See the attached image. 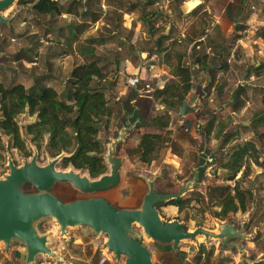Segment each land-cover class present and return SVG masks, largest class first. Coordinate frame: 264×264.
<instances>
[{"label": "rangeland", "instance_id": "374dc122", "mask_svg": "<svg viewBox=\"0 0 264 264\" xmlns=\"http://www.w3.org/2000/svg\"><path fill=\"white\" fill-rule=\"evenodd\" d=\"M24 1L16 0L4 12L9 22L0 23V83L7 87L18 80L29 87L34 81L46 80L60 93L68 86L75 66L95 59L103 68L105 80L95 78L91 84L104 90L112 112L98 135L104 145L103 155L106 144L124 123L126 114L122 111L130 108L129 99L136 98L135 112L141 116L142 125L132 129L117 146L122 163L115 187L86 195L68 184H55L52 191L64 201L103 195L117 207H134L147 190L144 177L154 179L156 190L175 193L201 165L204 168L199 179L179 197L187 198L184 208L178 211L175 207L173 214L190 230L203 227L217 231L222 222H233L238 228L243 226L248 239L242 242L250 255L264 250V127L255 126V119L264 112V66H259L264 64V0H202L195 9L201 3L198 0H58L62 12L52 15L38 14ZM78 24L82 25L79 31L75 28ZM89 38L96 39L91 42ZM80 47L92 55L80 54ZM142 63H148L147 67L137 71ZM180 67L189 68L191 90L180 100L168 93L159 96L161 86H178L176 69ZM131 74L138 76L136 88L128 81ZM243 80L246 88L240 90L238 98H232ZM165 99L167 104L162 102ZM243 106L246 109L241 111ZM154 116L168 121V127L161 130L150 124ZM35 120L36 116L27 111L18 116L27 147L32 154L37 151V161L44 165L53 158L45 150V141L38 150L24 132V126ZM209 124L212 130L207 134ZM144 131L164 135L150 163L139 161L135 148ZM2 139L5 147L0 179L9 172V158L21 166L32 156L25 157L13 148L7 136L2 135ZM248 140L254 142L256 150L249 153V168L240 184L248 196L246 211L220 219L216 215L217 187L234 185L227 180L223 164ZM253 157H258L259 163ZM57 167L71 166L64 168L58 162ZM78 170L88 175L86 170ZM121 187H129L128 195L120 192ZM24 189L35 191L29 184ZM169 206L158 204L160 215H172ZM37 228L49 232L50 245L58 253L65 251L57 248L56 243L65 235L56 230L54 219L42 220ZM67 231H78L85 240L92 237L85 227H69ZM144 242L149 244L151 239L146 237ZM198 242H204V236ZM70 243H65L66 247ZM40 260L37 258L36 264ZM155 261L152 258L153 264ZM11 263L19 264L14 259Z\"/></svg>", "mask_w": 264, "mask_h": 264}, {"label": "water", "instance_id": "95a60500", "mask_svg": "<svg viewBox=\"0 0 264 264\" xmlns=\"http://www.w3.org/2000/svg\"><path fill=\"white\" fill-rule=\"evenodd\" d=\"M15 2L0 0V23L9 22L10 18L4 12ZM147 64H140L137 71L145 69ZM136 75L128 77L131 79L129 83L135 88L138 80ZM245 83L243 80L241 84ZM130 108L132 110L128 111ZM130 108L124 109V123L115 137L106 144L103 156L108 171L96 178L81 173L73 166L58 168L57 163L68 155L64 151L44 165L38 163L35 149L30 159L21 166L8 159L9 172L0 179V241L3 249L7 250L11 243L22 245L25 249V264L35 263L38 257H53L62 261L61 254L49 246V232H40L37 228L39 222L52 218L61 235L66 236L69 227H87L93 234L104 236V246L117 259L122 258L123 264H153L151 251L144 242L146 237L159 245H171L173 250H177L185 240L197 243L201 236H204L205 242L213 238L223 250L233 252L236 249L241 262L251 261L246 256V250L237 242L248 239L243 226L238 228L233 222H222L217 231L203 227L190 230L178 219L164 220L159 213L157 205L181 197L199 179L200 170L204 166H196L191 178L175 193L158 192L154 179L144 177L147 190L134 207H117L99 195L64 201L52 191L55 184H68L82 194L91 195L118 184L122 158L116 153L117 146L132 129L142 124L141 117L137 115L138 110L135 112L134 105ZM25 184L31 185L35 191L25 190ZM134 225H138L139 229H135Z\"/></svg>", "mask_w": 264, "mask_h": 264}, {"label": "trees", "instance_id": "16d2710c", "mask_svg": "<svg viewBox=\"0 0 264 264\" xmlns=\"http://www.w3.org/2000/svg\"><path fill=\"white\" fill-rule=\"evenodd\" d=\"M24 2L31 3L38 14L52 15L62 12L58 0H26ZM201 5L202 3L192 9ZM81 27V24L75 26L77 31ZM95 39L89 38V41L93 42ZM68 46L71 47V43H68ZM78 50L80 54L92 55L91 51L84 48L80 47ZM176 72L180 77L178 86L174 84L161 86L159 96L168 93L170 97L180 100L191 90L193 84L189 68L180 67L176 69ZM95 78L105 80V74L103 68L93 59L72 69L69 84L60 93L46 80L44 83L34 81L29 87L18 80L12 81L7 87L0 83V161L4 159L5 147L2 135L7 136L10 145L21 151L25 157L31 156L32 150L25 143L18 121V116L27 111L30 115H35L36 120L26 124L24 132L30 136L38 150L45 141V150L51 157L63 151L68 154L60 161L62 167L73 166L76 169L86 170L92 178L105 173L107 165L103 156L104 145L98 135L108 124L112 112L104 90L92 86L91 83ZM245 88L246 85L239 84L232 92V98H238L240 90ZM162 102L167 104V99ZM131 110L132 108L128 111ZM235 111L236 109L232 110V112ZM150 124L161 130L168 127V121L162 120L161 116L152 117ZM255 126L264 127V112L255 119ZM211 130L212 124H209L206 133L209 134ZM163 140L164 135L161 132L140 133L135 147L139 161L150 163L155 159L153 154L160 148ZM252 150H256L255 144L248 140L238 145L223 164L227 180L233 181L234 185L217 187L219 195L216 201H218L219 211L216 215L220 219H225L229 214L237 211H246L248 196L240 184L247 174L249 153ZM253 161L259 163L258 157H253ZM202 171L203 169L200 173ZM239 173H241L240 177L236 178ZM26 185L28 184L24 187ZM186 201L187 198L171 199L165 202V205H174L178 211H182Z\"/></svg>", "mask_w": 264, "mask_h": 264}, {"label": "crops", "instance_id": "0c3cea01", "mask_svg": "<svg viewBox=\"0 0 264 264\" xmlns=\"http://www.w3.org/2000/svg\"><path fill=\"white\" fill-rule=\"evenodd\" d=\"M198 1L202 3V0ZM129 73L131 72H128L127 74ZM133 100L135 99L132 98L129 100V102L131 105H134L136 109L137 107L133 103ZM245 109L246 106H243L241 111ZM122 114L125 115L126 111L123 110ZM127 188L129 187L120 188V192L124 196L128 195L126 194L128 191ZM134 199L138 200L135 195ZM124 207H128V205H125ZM175 207L176 206L174 205H170L168 209L171 211L172 215H170V213L166 214L165 217L161 215L162 219H177V217L173 214ZM85 228L92 233V237H89L87 240L81 237V234L78 231H67V235L63 239H59L58 243H56L58 250H65L64 252L59 251L63 257L62 261H59L53 257H38V259H41L39 264H123L122 258L117 259L115 255L104 246V242L106 240L104 236L95 235L90 228ZM56 230L58 231V229ZM53 233L54 231H52V234ZM50 237L51 235L49 238ZM69 241L71 242V248L66 247L65 245V243H69ZM237 242H239L246 250V256L251 261L241 262L239 252L236 249L234 252L223 250L217 240L213 242L204 241L192 244H190L191 242L188 244L181 242L177 250H173L171 245H159L154 242L149 244L146 243V245L151 251L152 258H156L155 263L157 264H264V250H261L258 254L253 256L249 254L250 252L244 246L242 240H237ZM50 243L51 242H49V246L57 252V250L52 245H50ZM12 259H14V261L19 264H25V249L22 245L11 243L7 250L3 249V257L0 259V264H12ZM8 260H11L10 263H7ZM32 264H36V262Z\"/></svg>", "mask_w": 264, "mask_h": 264}, {"label": "built area", "instance_id": "2783aa9c", "mask_svg": "<svg viewBox=\"0 0 264 264\" xmlns=\"http://www.w3.org/2000/svg\"><path fill=\"white\" fill-rule=\"evenodd\" d=\"M151 67H152V66H151ZM128 80H130V81H131V79H129V78H128Z\"/></svg>", "mask_w": 264, "mask_h": 264}, {"label": "bare ground", "instance_id": "6f19581e", "mask_svg": "<svg viewBox=\"0 0 264 264\" xmlns=\"http://www.w3.org/2000/svg\"><path fill=\"white\" fill-rule=\"evenodd\" d=\"M188 1H192V0H188Z\"/></svg>", "mask_w": 264, "mask_h": 264}]
</instances>
